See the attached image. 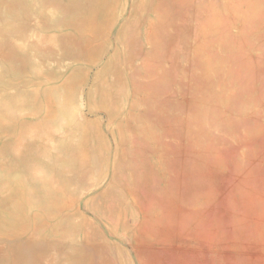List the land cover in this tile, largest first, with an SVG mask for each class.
<instances>
[{"label": "rangeland", "instance_id": "obj_1", "mask_svg": "<svg viewBox=\"0 0 264 264\" xmlns=\"http://www.w3.org/2000/svg\"><path fill=\"white\" fill-rule=\"evenodd\" d=\"M0 264H264V0H0Z\"/></svg>", "mask_w": 264, "mask_h": 264}]
</instances>
